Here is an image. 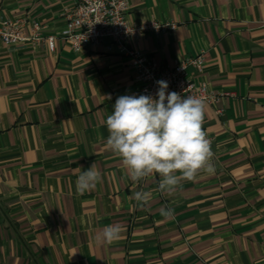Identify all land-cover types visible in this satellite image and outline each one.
<instances>
[{
  "label": "crops",
  "instance_id": "obj_1",
  "mask_svg": "<svg viewBox=\"0 0 264 264\" xmlns=\"http://www.w3.org/2000/svg\"><path fill=\"white\" fill-rule=\"evenodd\" d=\"M129 1L132 24H177L131 49L164 68L202 56L187 74L216 96L202 125L216 171L172 196L155 191L158 175L134 184L105 143L116 99L138 88L131 59L108 38L78 50L63 39L74 0H0L1 21L41 38L0 42V264H264V0ZM94 162L102 180L78 192ZM111 224L121 239L97 243Z\"/></svg>",
  "mask_w": 264,
  "mask_h": 264
},
{
  "label": "clouds",
  "instance_id": "obj_2",
  "mask_svg": "<svg viewBox=\"0 0 264 264\" xmlns=\"http://www.w3.org/2000/svg\"><path fill=\"white\" fill-rule=\"evenodd\" d=\"M155 96L122 95L105 120L107 148L120 158L128 178L139 184L149 177L159 176L155 191L172 196L185 181H193L201 173L212 175V141L203 129L206 102L198 96H182L168 91L165 80L156 82ZM102 180L94 162L87 170L79 168L76 180L78 192L89 191ZM133 198L140 208H147L151 191H135ZM163 217L174 216V209H160ZM123 233L119 224L106 226L95 236L97 243L118 242Z\"/></svg>",
  "mask_w": 264,
  "mask_h": 264
},
{
  "label": "built area",
  "instance_id": "obj_3",
  "mask_svg": "<svg viewBox=\"0 0 264 264\" xmlns=\"http://www.w3.org/2000/svg\"><path fill=\"white\" fill-rule=\"evenodd\" d=\"M129 12V0H74V7L67 16L68 23L63 39L76 50L98 46L107 38L112 40L119 52L131 59V65L137 74L138 88L131 95L155 96L158 89L156 82L165 80L168 82L169 92L201 97L206 105L214 102L216 96L209 91L207 85L195 82L187 74L190 68L198 71L203 69L202 56L181 61L174 68H164L155 58L130 48L131 41H136L146 34L175 31L177 24L152 21L135 25L128 20ZM40 29L38 23L33 24L34 32L37 33ZM35 38L27 37L20 25L0 20V42L4 45L14 46L41 39ZM56 40L55 36L46 39L51 52L56 50ZM207 138L213 145L214 139L208 133Z\"/></svg>",
  "mask_w": 264,
  "mask_h": 264
}]
</instances>
